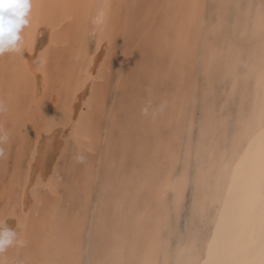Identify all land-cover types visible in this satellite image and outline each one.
Segmentation results:
<instances>
[{
	"label": "bare ground",
	"instance_id": "bare-ground-1",
	"mask_svg": "<svg viewBox=\"0 0 264 264\" xmlns=\"http://www.w3.org/2000/svg\"><path fill=\"white\" fill-rule=\"evenodd\" d=\"M230 2H217L218 23L213 20L206 27V0H32V24L23 32V54L0 56V115L14 121L21 150L30 143L29 133H35L31 146L28 144L27 164L17 165L25 169L23 176L11 180L16 196L12 209L0 208V219L7 220L22 240L0 256L4 264H81L96 163L104 169L106 192L113 188L119 169L129 158L130 170L119 179L125 189L122 193L118 190L121 194L111 200L109 223L103 215L97 218L94 264H168L175 250L169 253V237L164 232L170 226L171 205L177 208L188 188L187 169L179 174L174 171L182 133L192 129V123L186 124L188 128L182 122L198 85L194 70L200 56L198 68L206 75L210 89H214L212 80L232 73L227 95L234 94L240 79L247 94H243L244 108L230 144L219 141L230 119L218 108L229 102L228 96L211 105L201 129L204 140L199 149L203 157L196 169L193 212L198 217L215 210L212 219H217L223 209L222 198L232 187L239 156L259 133L264 100V35L248 15L255 17L261 0L240 6L237 37H246V45L231 39L226 42L218 34ZM101 11L105 20L97 27L93 21ZM126 33L118 74L112 82L111 51L118 36ZM143 78L148 80L143 83ZM136 85L138 91L144 86V95L138 94ZM112 86L115 98L121 101L109 113ZM128 108L130 114L126 113ZM108 116L110 123L104 133L103 119ZM100 147L104 152L98 159ZM186 148L190 154L193 147ZM78 152L84 154L85 162H76ZM59 170L69 172L64 177L67 196L63 198L58 189L63 182ZM245 195L242 182L235 190V202L240 196L245 200ZM238 203L220 243V255L232 246L234 228L241 241L246 230L252 229L250 252L258 249L259 213L250 214ZM34 240L38 243L35 246ZM194 248L195 241L180 248L176 245L174 264H197L198 259L201 264L203 253L198 256ZM251 256L259 258L258 252Z\"/></svg>",
	"mask_w": 264,
	"mask_h": 264
},
{
	"label": "rangeland",
	"instance_id": "rangeland-1",
	"mask_svg": "<svg viewBox=\"0 0 264 264\" xmlns=\"http://www.w3.org/2000/svg\"><path fill=\"white\" fill-rule=\"evenodd\" d=\"M218 1L219 0H206L205 8H204V17L206 19V27L210 26L213 20H215L216 22L218 20V19H216L217 15H216V8H215V5L217 4ZM257 2H259V0H240V1L231 0L230 4L227 6V8L225 9V12H224L223 17L225 18V23L222 27L223 30L220 29V32L218 31L220 38L225 40L226 42H228L229 39L237 40V41H239V43L241 45L242 44L246 45V40H245L246 37L245 38H244V36L241 38L237 37V35L239 34L238 29H240V24H239L240 22H237L236 19H238L242 13L240 10V8H241L240 6L247 7V5H249L250 3H257ZM227 19H230L233 22H231L230 20L228 22ZM234 22H235V24L233 25L232 23H234ZM236 23H237V25H236ZM232 25H233V27H232ZM231 27H232V30H231ZM233 28H234V30H233ZM226 29H228V30H226ZM229 30H231V33ZM225 31H226V33H225ZM135 32H137V31H135ZM134 34L137 37L138 34L137 33H134ZM125 38H127V33L125 35L118 36L117 41H116L117 45L115 46V49H113L111 51L112 55H111L110 60H111V69H112L111 75L113 77L112 82L114 81V79L116 78V75L118 74L119 64H120V61L122 59L121 50L124 46ZM93 41L94 40L92 39L91 40L92 43L90 44L91 48L94 47ZM201 45H203V43ZM202 51H203L202 49L199 50L200 55H201ZM201 60H202V56L199 57V60L197 63V69L194 70V74L196 75V80H197L198 85L195 88L196 90L193 93L192 99L188 103L185 118H184V121L182 122L185 125L186 124L189 125L192 123L191 124L192 129L190 132L187 129H185L182 133V136H181L182 137L181 138L182 144L180 146L179 158H178V161L175 163V171H174L175 174H179V173L183 172L184 169H187L188 174H189V176H188L189 179H188V183H187L186 187H188V188H186L183 199L181 200L178 207L176 208L173 205H171V207H172L171 216H170L171 221H169V223H168V225H170L171 227L168 226L167 229H165L164 233H165V235H167V238L169 237L168 245L169 246L173 245L171 248L168 246V249H171V250H169V253H171L174 250H175L174 252H176L178 250V249H176V245H177V247L180 248L185 243L189 244L190 242L195 241L198 249L196 248V250H195V248H194V250H195L194 252H196L198 254V256H200V254L203 253L204 257H203V255L200 256V259L203 262L200 261V263L205 264V260L207 261V259H208V258H206V257H208V251H206L207 245H208V240L210 238V235L212 237L216 232V228L213 226L215 224L216 218H215V220L212 219V216L215 217L213 215L215 213V210L209 211L207 213V215L205 214L204 216L203 215L198 216V217L196 216L197 218L194 216V212H193L194 206H192L193 205L192 203L194 202L193 198L195 197V192H196V189H195L196 188L195 178H196V171H197L196 169H197V166L199 165V163L201 162V159L203 157L201 155V152L199 149V143L202 140H204V137H202V134H201V129L204 126V123H203L204 117L207 115L206 113H208L210 108L212 107L211 105L214 104V102H216V103H220L221 101L223 102V100L226 99L228 96L229 102H227L226 105L222 109H219L220 107L218 108L219 112H221L223 115L228 114V119H230V120L227 119L228 124L226 123L227 124L226 132H225V134L222 135V139L220 138L219 141L221 143H226V146L228 145V143L230 144L232 138L234 137V131H235V129H236V127L240 121L239 117H240L242 110L244 108V106L241 104V103H244L242 100V97H243V94H246V93L243 91L244 84H243V81L240 79L239 82L241 84L238 82L237 89L234 92V94L227 95L230 93V92L228 93V90H229V87H231V84L233 83V76H232L233 74L232 73H230L231 76L229 74L227 78H224L221 80L219 79L218 81L216 79L212 80V82H213L212 87L214 89H212V88L210 89V86L208 85L207 81L204 80V78H206V75L198 68L199 66H201ZM242 67L243 66H241V68ZM228 79H230V80H228ZM146 80H148V79L143 78V80L141 79L140 81H143V83H145ZM140 81H138V85L141 83ZM111 85H113V83ZM138 85L134 86V89L138 92V94L140 93L141 95H144L145 93L144 94L141 93V90L143 89L142 90V92H143L145 89L144 86L141 90L138 91L136 88V87H138ZM207 89L212 90V92L207 93ZM222 92H223V94H222ZM247 93L249 94L247 98H250L251 94L249 92H247ZM112 94H113V96H112ZM0 96H1V94H0ZM115 96H116L115 95V86H112L111 93H110L109 99H108L109 102L107 105L109 108L108 109L109 113L114 108V106L116 104H118V101H121L120 98L117 100L115 98ZM110 99H111V101H110ZM245 101H250V100L246 99ZM246 106H247V103L245 104V107ZM128 111L132 112L130 110V108H128L127 112H126L127 114H130ZM2 115L3 116L0 115V128H3L6 132H8V134L10 136V140H9L8 146L6 148V156L3 158H0V208L3 207L5 210L9 211L12 209V205L15 202V197H16L15 193L11 189L12 188V184H11L12 181L11 180L16 179L18 177L17 175H19V174H21V176H23L22 172L25 169L18 168L17 165L20 164L22 167H25V165L27 164V160H28V156H29L28 155V153H29L28 147L31 146V144H32L31 142H32V139L35 137V133H33V132L29 133V137H28V141L30 140V143H28L29 146L27 144L26 145L27 147L24 148L23 150H21L19 148V145H20L19 133H18L17 128L15 127L14 121L8 119L4 115V113ZM109 123H110L109 116L103 119V124L105 125V127L103 128L104 133H106V130L108 128ZM187 125H186V127L189 128V126H187ZM11 128H12V130H11ZM161 128H162V126H161ZM165 129L168 130L167 126ZM223 141H225V142H223ZM21 145H22V142H21ZM187 146H190V148L193 147V149H190V151H191L190 154L187 153L188 152L187 148H186ZM71 147H73V146L71 145ZM194 150H195V152H194ZM74 151L75 150H72V151H69V153H68V159L67 160L69 163L72 162V156H69V155H72V153L74 154ZM103 152H104L103 147L102 148L100 147V150H98V153L96 154L98 159H101L103 157ZM192 152H193V154H192ZM131 165H132V161L129 158L128 161L126 162V164L119 169V176H118L119 179L122 180V176L125 175L130 170ZM96 169H97V172L95 175L96 178L93 182V186H92L93 190L91 192V197H90V200L88 203V209H87L88 221H87L85 231L83 234L84 235L83 236L84 248H83L81 264H92V262L94 264L93 260L95 259V255H97V244L95 241L96 236L94 235L96 224H97V218H98V216L103 215L105 220L109 223L108 220L111 217V214L113 213V206L111 205V200H112V198L118 197L125 189V188L124 189L122 188V186L119 183L120 180L118 179V180H116V183L114 184L113 188H111L112 190L110 189L109 191H106L107 192L106 193L103 189L104 169H103L102 165L101 164L99 165L98 163H96ZM59 174H60L59 177H61V175H62L61 178L63 180H61V181H63V182L60 183V186L58 187V189H59L60 196L63 198L65 196H67V188H66L67 186L64 183L66 178H64V177L68 176L69 172L64 171L62 173L59 170ZM68 187H69V185H68ZM101 189H102V191H101ZM118 190L121 191V193L118 192ZM42 193H45V191L43 190ZM244 201H245L244 198L240 196L239 198H237V201L235 203L239 202L238 203L239 208H244V209H246L247 212H249L247 210V208L245 207ZM66 202H67V200H66ZM242 202H244V203H242ZM73 203L77 204L76 202H73ZM185 203H186V205H185ZM71 207H73V206H71ZM18 209H19V207H18ZM72 209H74V211H75L74 207ZM258 209H259V207H258ZM258 209H257V211H256V209L254 211L259 213ZM253 212H249V213L251 214ZM70 213H72V211H70ZM193 216H194V218H192ZM206 219H208V221ZM169 227L171 228V230L169 229ZM176 229H178V231ZM167 230H169L171 233ZM167 232L170 234V236L168 235ZM193 233H194V236H193ZM246 233H244V236L242 239L243 242H242L238 238L239 237L238 230L236 228H234L232 231V237L234 236L233 240H232V246L230 248H228L223 254H221L220 258L221 259L236 260V261L242 262V261L248 260L249 257H252L250 255V249H251V246L253 245V242H254L252 229L248 228L246 230ZM188 236H190V239H187ZM199 236L202 238V242H201V239ZM180 237L182 238V241H184V243L181 241ZM205 237H206V239H205ZM244 237H246V244L244 242L245 241ZM178 241H179V244H178ZM170 243H171V245H170ZM243 243L245 244V246ZM37 244L38 243L36 242V240H34V246ZM245 248H246V250H245ZM98 251H99V249H98ZM174 252H173V255L172 254L170 255L169 262H171V263L168 262V264H174V262H173L175 259V257L173 258V256H175ZM170 259H171V261H170ZM251 259H253V258H251ZM197 262H198L197 264H199V259Z\"/></svg>",
	"mask_w": 264,
	"mask_h": 264
},
{
	"label": "snow or ice",
	"instance_id": "snow-or-ice-1",
	"mask_svg": "<svg viewBox=\"0 0 264 264\" xmlns=\"http://www.w3.org/2000/svg\"><path fill=\"white\" fill-rule=\"evenodd\" d=\"M20 4H27L28 0H19ZM39 7V6H37ZM32 9L31 19L27 27L32 24ZM23 11L18 15L23 16ZM250 22L258 24L262 35H264V0H261V5L256 12L255 17H251ZM25 48L24 45L15 53L22 55ZM243 182L245 187V207L249 212H253L257 204L259 206L258 228H259V245L258 249H252L250 255H256L258 259H248L245 261H236L220 258V243L224 237L226 230L234 220L235 212V190ZM223 209L215 220L216 232L212 239L208 242V260L205 264H264V100L260 106V129L258 135L252 137L247 149L239 156L238 162L232 172V187L227 190V193L222 198ZM4 264V262H0Z\"/></svg>",
	"mask_w": 264,
	"mask_h": 264
},
{
	"label": "clouds",
	"instance_id": "clouds-1",
	"mask_svg": "<svg viewBox=\"0 0 264 264\" xmlns=\"http://www.w3.org/2000/svg\"><path fill=\"white\" fill-rule=\"evenodd\" d=\"M32 6V0H28L27 4H20L19 0H0V56L16 53L22 47L23 32L31 19V12L27 9ZM22 10H24L23 16L18 15ZM104 20L105 15L101 11L93 23L98 27L104 23ZM2 110L3 107L0 105V111ZM9 140L8 132L0 128V158L6 156ZM74 159L78 163L85 162V156L82 152H78ZM21 243L19 232L9 227L7 220L0 219V256L5 254L9 248ZM0 262L4 261L0 260Z\"/></svg>",
	"mask_w": 264,
	"mask_h": 264
}]
</instances>
